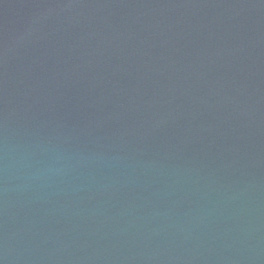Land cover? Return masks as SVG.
<instances>
[{"label":"water","instance_id":"obj_1","mask_svg":"<svg viewBox=\"0 0 264 264\" xmlns=\"http://www.w3.org/2000/svg\"><path fill=\"white\" fill-rule=\"evenodd\" d=\"M0 264H264V0H0Z\"/></svg>","mask_w":264,"mask_h":264}]
</instances>
